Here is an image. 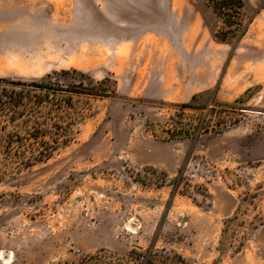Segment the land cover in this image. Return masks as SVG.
I'll use <instances>...</instances> for the list:
<instances>
[{"label": "rangeland", "instance_id": "374dc122", "mask_svg": "<svg viewBox=\"0 0 264 264\" xmlns=\"http://www.w3.org/2000/svg\"><path fill=\"white\" fill-rule=\"evenodd\" d=\"M243 22L0 0V264H264V0Z\"/></svg>", "mask_w": 264, "mask_h": 264}, {"label": "trees", "instance_id": "16d2710c", "mask_svg": "<svg viewBox=\"0 0 264 264\" xmlns=\"http://www.w3.org/2000/svg\"><path fill=\"white\" fill-rule=\"evenodd\" d=\"M208 3L212 7L215 14L222 20V39H228L229 37L243 34L245 32L243 9L246 6L247 0H208ZM16 83L19 85L24 84V82L21 80L17 81ZM42 83L34 85L38 87H44ZM20 96L21 93L17 92L16 90L7 91L6 94H0V112H11L10 118L16 119L22 112L20 109V105H22ZM35 130H37L35 131V133H37V137L46 135L45 132L47 130L41 127H37Z\"/></svg>", "mask_w": 264, "mask_h": 264}, {"label": "built area", "instance_id": "2783aa9c", "mask_svg": "<svg viewBox=\"0 0 264 264\" xmlns=\"http://www.w3.org/2000/svg\"><path fill=\"white\" fill-rule=\"evenodd\" d=\"M74 264H88V263H84V262L80 263V262H77V263H74Z\"/></svg>", "mask_w": 264, "mask_h": 264}, {"label": "bare ground", "instance_id": "6f19581e", "mask_svg": "<svg viewBox=\"0 0 264 264\" xmlns=\"http://www.w3.org/2000/svg\"><path fill=\"white\" fill-rule=\"evenodd\" d=\"M178 4V3H177Z\"/></svg>", "mask_w": 264, "mask_h": 264}]
</instances>
